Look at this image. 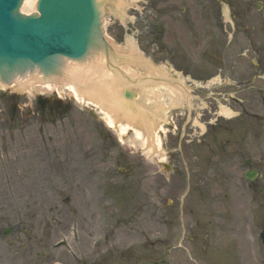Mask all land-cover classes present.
<instances>
[{
  "label": "rangeland",
  "instance_id": "374dc122",
  "mask_svg": "<svg viewBox=\"0 0 264 264\" xmlns=\"http://www.w3.org/2000/svg\"><path fill=\"white\" fill-rule=\"evenodd\" d=\"M99 1L113 60L123 70L111 71L127 82L124 91L135 93L127 100L144 96V108H162L152 117L159 138L148 151L133 132L111 129L99 107L74 100L68 89L0 90V264H97L98 252L102 264H159L160 250L144 233L157 239L159 225L147 228L143 207L134 211L144 202L146 175L154 192L158 181L169 189L172 177H184L180 198L191 173L212 180L216 169L226 167L228 210L241 215L250 241L264 228V59L254 76L243 70L247 59L240 53L249 45L248 33L264 46V6L257 11L260 0L252 7V0H122V18L115 10L119 0ZM131 43L137 56L166 72L155 78L180 81L185 93L146 79L151 74L127 57ZM125 75L143 79V87ZM40 96L49 101L46 109L37 107ZM57 101L59 112L52 110ZM206 132H230L226 148L232 153H212ZM248 159L260 174L254 182L244 178ZM219 185L216 179L215 198L222 195ZM222 207L216 200L214 210ZM260 247L251 253L263 262ZM39 254L47 262H39Z\"/></svg>",
  "mask_w": 264,
  "mask_h": 264
},
{
  "label": "flooded vegetation",
  "instance_id": "af4514ba",
  "mask_svg": "<svg viewBox=\"0 0 264 264\" xmlns=\"http://www.w3.org/2000/svg\"><path fill=\"white\" fill-rule=\"evenodd\" d=\"M208 136L212 153L221 155L228 151L220 148L224 138L221 143L216 142L215 138L221 137V134L212 132ZM184 179L182 176L173 177L169 189L161 186V181H158L160 189L157 188L154 192L149 176L146 175L143 215L147 228L155 222L160 230L157 239H151L148 230L144 233L146 242L155 250H160L159 264H264V261L256 259L258 254L251 253L253 243L246 239V230L238 227L240 219L236 214L217 213L214 210L215 180L221 184L219 186L227 189L229 169L225 168L222 173L216 169L212 180L206 175H199L198 171L191 173L192 199L186 207L181 208L177 195L182 188L180 182ZM162 190L166 192L162 193ZM223 197L227 198L226 194ZM100 245L98 241L96 248ZM101 255L98 252L97 264H102ZM46 261L43 257L42 262Z\"/></svg>",
  "mask_w": 264,
  "mask_h": 264
},
{
  "label": "water",
  "instance_id": "95a60500",
  "mask_svg": "<svg viewBox=\"0 0 264 264\" xmlns=\"http://www.w3.org/2000/svg\"><path fill=\"white\" fill-rule=\"evenodd\" d=\"M23 1L0 0L2 82L34 71L42 82L63 74L67 60L83 62L103 48L109 56L97 0H38V13L30 15L20 11Z\"/></svg>",
  "mask_w": 264,
  "mask_h": 264
},
{
  "label": "bare ground",
  "instance_id": "6f19581e",
  "mask_svg": "<svg viewBox=\"0 0 264 264\" xmlns=\"http://www.w3.org/2000/svg\"><path fill=\"white\" fill-rule=\"evenodd\" d=\"M36 3L37 0H25L22 12L26 14L36 12ZM124 8L125 3L119 0L115 5L116 15L123 18ZM127 52V57H130L132 62L141 64V67L151 74L146 79L152 80L155 74L166 75V72H161L158 68L145 62L139 55L137 56V50L133 43L128 47ZM94 62L93 65L87 66L78 62L66 61L61 75L41 82V73L34 71L26 74L25 77H16L9 87L19 91L33 88L37 92H44L47 89L62 92L64 89H68V94L74 100L99 107V113L110 128L118 130L121 135L133 132L136 138L142 139L148 146H152L153 138L156 137L157 140L159 138L152 117L157 116L162 108L158 106L151 110L144 108V103L146 104L144 96L136 101L127 100L123 92L128 84L122 76L116 77L111 71L114 69H111L112 66L108 67L104 59H97ZM136 79L138 78H135L134 82ZM141 81L143 79L140 78L136 84L139 88L143 87V84H140ZM169 82L174 84L172 87L174 92L185 93L181 82L174 80H169ZM0 87H7V85L0 82ZM142 92L144 94L145 91L142 90ZM222 112L226 115L231 114L226 108H223Z\"/></svg>",
  "mask_w": 264,
  "mask_h": 264
}]
</instances>
